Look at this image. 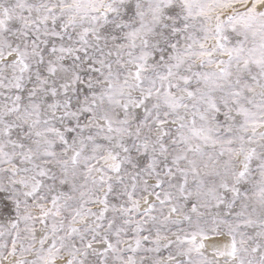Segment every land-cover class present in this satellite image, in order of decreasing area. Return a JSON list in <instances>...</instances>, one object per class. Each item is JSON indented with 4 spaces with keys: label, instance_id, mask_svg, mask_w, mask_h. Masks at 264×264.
<instances>
[{
    "label": "snow or ice",
    "instance_id": "1",
    "mask_svg": "<svg viewBox=\"0 0 264 264\" xmlns=\"http://www.w3.org/2000/svg\"><path fill=\"white\" fill-rule=\"evenodd\" d=\"M0 264H264V0H0Z\"/></svg>",
    "mask_w": 264,
    "mask_h": 264
}]
</instances>
